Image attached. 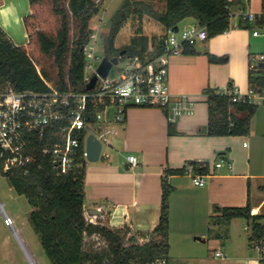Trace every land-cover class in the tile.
<instances>
[{
	"label": "crops",
	"instance_id": "obj_1",
	"mask_svg": "<svg viewBox=\"0 0 264 264\" xmlns=\"http://www.w3.org/2000/svg\"><path fill=\"white\" fill-rule=\"evenodd\" d=\"M230 1L227 31L170 58L169 91L172 96L185 94L193 99V112L171 122L175 132L169 134L170 121L164 110L131 107L123 123L109 128L104 142L108 152L102 150L99 160L86 165V215H93L92 210L97 209L109 227L127 225L134 233L147 236L158 223L165 167L208 162L210 174L204 178L203 186L193 185L187 173L168 177L173 191L169 197L167 264H264L260 249L248 241L250 226L245 219L231 220L225 240L213 237L219 226H211L209 232L212 216L223 207L249 203L252 214H264V108L255 100L257 108L248 135L204 133L208 121L205 90L224 93L235 86L240 94H248V71L264 54V36L254 35L252 24L242 18L245 12L264 13V0ZM162 2L165 5V0ZM190 23H196L195 19L188 17L180 22L185 26ZM141 26L147 36L143 23ZM166 33L163 28L160 34L148 38ZM148 51H156L151 42ZM208 53L227 59L211 62ZM232 113L238 118L246 115L236 110ZM129 155L136 156V165L128 161ZM220 159L223 162L216 166ZM240 219L245 222L240 223ZM216 251L222 255L216 256Z\"/></svg>",
	"mask_w": 264,
	"mask_h": 264
},
{
	"label": "trees",
	"instance_id": "obj_2",
	"mask_svg": "<svg viewBox=\"0 0 264 264\" xmlns=\"http://www.w3.org/2000/svg\"><path fill=\"white\" fill-rule=\"evenodd\" d=\"M3 0H0L2 4ZM30 12L23 17L27 34L25 44H16L0 27V83L15 90L84 91L86 47L91 40L90 22L98 12L95 0H28ZM138 5L139 21L144 14L159 22L167 31L191 17L204 26L207 37L224 33L230 28V0H165L164 10H154L150 4L125 0L111 19L105 38V57L124 54H142L149 43L158 52L166 34L151 40L143 34L141 24L127 45L115 46V38L128 13L125 9ZM241 25V24H239ZM188 48V47H187ZM187 48L185 51H187ZM122 54V55H124ZM211 62H225L226 56L208 53ZM248 86L253 93L264 90V62L248 71ZM208 103V121L204 133L209 136L248 135L250 120L257 104L234 102L231 96L215 89L205 90ZM232 110L246 112L235 117ZM175 130L169 122L168 133ZM53 139L36 141L33 154L36 158L27 176L15 175L9 181L15 192L23 195L31 207L27 220L39 236L40 244L51 264H151L168 255L169 197L173 186L168 177L186 173V166L165 167L161 188V205L157 225L147 236L134 233L127 225L109 227L99 215L86 218L84 208L85 170L87 162L81 154L76 165L66 174L52 168L49 157L41 152ZM200 175L210 174L207 161L187 162ZM242 218L250 226L248 241L261 249L264 247V214H252L249 203L242 207H223L212 216L211 226H219L213 237L228 238V225L232 219ZM264 261V259H262Z\"/></svg>",
	"mask_w": 264,
	"mask_h": 264
},
{
	"label": "built area",
	"instance_id": "obj_3",
	"mask_svg": "<svg viewBox=\"0 0 264 264\" xmlns=\"http://www.w3.org/2000/svg\"><path fill=\"white\" fill-rule=\"evenodd\" d=\"M242 18L252 24L254 35L264 36V13L245 12ZM207 38L205 27L197 23H190L183 29L178 26L176 32L170 29L158 52L118 55V62L112 65L105 77L97 74L98 65H93L98 57L93 53L94 46L90 41L85 52L84 91H18L9 84L0 83L1 173L7 178L29 175L36 161L34 144L50 139L53 142L44 145L41 152L49 157L52 168L59 174H66L75 167L81 142V154L88 163L86 137L93 134L103 148L109 128L123 123L128 109L134 106L161 108L170 122L181 115L191 114L194 100L185 94L172 96L169 91L168 67L171 57L184 53L188 46ZM256 61L264 62V54H260ZM113 67L116 71L112 72ZM89 69L91 72H88ZM94 74H97V79L93 87L86 89ZM224 93L230 95L234 102H264V90L242 95L235 86H231ZM127 158L132 165L137 164L136 156L129 155ZM222 162L223 159H220L216 166ZM186 173L193 185H204L206 175L196 173L191 165L186 166ZM0 216L15 233L14 220L1 203ZM86 218L92 220L90 215ZM215 255L222 254L216 251ZM260 256L264 259V247L260 249ZM151 264H167V259L160 258Z\"/></svg>",
	"mask_w": 264,
	"mask_h": 264
},
{
	"label": "rangeland",
	"instance_id": "obj_4",
	"mask_svg": "<svg viewBox=\"0 0 264 264\" xmlns=\"http://www.w3.org/2000/svg\"><path fill=\"white\" fill-rule=\"evenodd\" d=\"M146 1H148L146 4H150L154 10H164V2H162V0H157L155 2L151 0ZM95 2L98 5V12L92 17L90 22L91 33L93 34L90 41L94 46L93 53L98 57V59L93 62L94 67L97 66L105 56L104 42L109 33L111 19L117 10L122 7L125 0H95ZM137 8L139 9L141 7L138 5H131L129 9H125V12L128 13V17L115 38V46L117 45V48H122L127 45L136 28L140 24L142 25V23L144 33H147V36L154 34L158 35L162 32L163 26L146 14H144L141 21H139L138 12L135 11ZM29 12L30 7L28 0H3L2 4H0V27L16 44H25L27 42L23 17ZM179 27L183 29V27L186 26L180 24ZM113 71H116L115 67L112 68V72ZM88 72H91L90 69ZM259 104V107L264 108V102L259 101ZM103 151L108 152V147L105 143H103ZM0 203L3 204L5 211L13 218L14 229L18 233V238L21 239L30 252L32 263L51 264L40 244L39 236L34 232L27 220L28 214L31 211L30 205L23 195H19L15 192L9 179L3 175L1 171ZM239 222L245 221L240 219ZM0 264H30L12 229L4 224L1 216Z\"/></svg>",
	"mask_w": 264,
	"mask_h": 264
},
{
	"label": "water",
	"instance_id": "obj_5",
	"mask_svg": "<svg viewBox=\"0 0 264 264\" xmlns=\"http://www.w3.org/2000/svg\"><path fill=\"white\" fill-rule=\"evenodd\" d=\"M178 29V26H174L172 28V31L176 32ZM125 53V50H122L119 55H122ZM118 62V56H113L111 58L103 57L98 64L97 67V74H99L102 77H105L108 73V70L112 67L113 64H116ZM97 74H94L90 81L86 84V89H90L93 87L96 79ZM102 144L101 141L94 136L93 134H89L86 137L85 141V149H86V158L89 162H96L100 158V152H101ZM95 215H99L100 211L97 209L92 210ZM90 214V213H89Z\"/></svg>",
	"mask_w": 264,
	"mask_h": 264
},
{
	"label": "bare ground",
	"instance_id": "obj_6",
	"mask_svg": "<svg viewBox=\"0 0 264 264\" xmlns=\"http://www.w3.org/2000/svg\"><path fill=\"white\" fill-rule=\"evenodd\" d=\"M13 231V230H12ZM14 235L16 236L19 244L21 245L22 249H23V252L25 254V256L27 257V259L29 260V262H32V258H31V255H30V252L28 251L26 245L21 241V239L18 238V233L17 231L14 233Z\"/></svg>",
	"mask_w": 264,
	"mask_h": 264
}]
</instances>
